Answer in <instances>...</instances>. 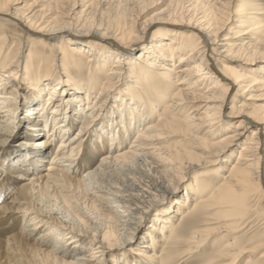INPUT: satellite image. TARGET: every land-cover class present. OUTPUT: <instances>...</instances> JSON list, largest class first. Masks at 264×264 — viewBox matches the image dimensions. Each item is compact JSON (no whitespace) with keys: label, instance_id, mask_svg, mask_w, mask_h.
<instances>
[{"label":"bare ground","instance_id":"1","mask_svg":"<svg viewBox=\"0 0 264 264\" xmlns=\"http://www.w3.org/2000/svg\"><path fill=\"white\" fill-rule=\"evenodd\" d=\"M1 1L0 139L22 91L32 99L29 138L0 167V234L17 231L0 238L6 264L28 246L33 264H106L129 246L111 263L264 264V0H195L184 14L171 0L145 22V11L126 13L145 0H118L116 11L111 0ZM7 24L30 44L9 41ZM190 145L219 178L192 179L201 165ZM125 168L154 185L113 181ZM77 185L106 210L91 201L100 225L48 224L35 202ZM137 219L148 222L134 243L124 233Z\"/></svg>","mask_w":264,"mask_h":264},{"label":"rangeland","instance_id":"2","mask_svg":"<svg viewBox=\"0 0 264 264\" xmlns=\"http://www.w3.org/2000/svg\"><path fill=\"white\" fill-rule=\"evenodd\" d=\"M33 1L34 0L30 1V4H32ZM192 1H195V0H182V1H180V0H174V2H173L174 5L172 4L174 6L173 9H174V11L177 10L176 13L178 12L180 14H184L185 13V9L187 8L186 6H188L189 4H191L190 2H192ZM207 1H209V0H207ZM217 1L222 2V3L225 2V0H210L207 4L208 5L210 4L209 6H211L214 3L218 8H221L220 7V4H218ZM250 1H254V0H250ZM117 2H118V0H111V2H110L111 4H113L112 9L114 8L115 11H116V8L115 7H116ZM170 2H171V0H145V2H142L141 4H139V6L137 8H135L134 11H131L129 9V10L126 11V13L127 14H131L132 13V14H134L133 17H135L138 12L145 11L144 12L145 15L143 14V16H142V22H145L146 20H148L150 18H153L155 16L160 15L162 13V11L170 4ZM0 3H2L1 0H0ZM260 3L264 5V1H262ZM178 4H179V6H178ZM182 8H183V10H182ZM261 8L264 9V6H262ZM2 28H5L6 32L9 33V35H10L9 36V41L15 42L14 43L15 45H17L16 42H18V43L20 42L21 43V40H22L23 45L28 46L30 44V42L26 39V34L25 33H22L23 32L22 29H18L17 31H15L13 27L9 26V24H7L6 26L3 25ZM0 29H1V25H0ZM97 33L98 32L93 29V34H94L93 37H95V38L93 40L90 39L88 41L86 39L85 42L86 43H95V42H97V41H95V39L97 38ZM23 45H21V46H23ZM14 47H15L14 50H16L15 51V54H16L17 53V49H19L18 48L19 46H14ZM28 53H29V51H28V49H26L25 54H24L25 56L22 55V62H24L25 64H27L26 62H27L28 59H27L26 56H27ZM259 66L260 65H258V67ZM258 67H254V68L255 69L256 68L258 69ZM85 80H86V78H85ZM99 81L101 82V80H99ZM122 81H123V79H121V80L115 79V82H117L119 84ZM24 84H25V81H24ZM117 86H119V85H117ZM122 88H125V87L124 86L121 87L120 90L118 91L119 92L118 94H123ZM20 95H21L20 96L21 98L19 97V100L15 102L16 103V106H17V111H18V112H16V116H18V118H19L18 119V122L15 121V123H13V126H10V127H9V125H7L6 129H8V131L6 133H3V135H6V136H4L2 139H0V167L2 165L1 161L3 159L6 160L7 157L9 158V150L11 148L13 150H15L16 147H21L22 144H23V142L26 139L29 138L28 134L26 133V128L24 127L23 124H24V116L27 113L25 111L26 110V106L27 105H30V103L32 102V99L28 95V92L26 90L22 91V93ZM156 119H157V117L155 118L154 121H156ZM77 129L78 128H76V130L72 131L69 135L71 136V135L75 134V132H77ZM244 139H246V137H244ZM244 139H242V141ZM131 141H133V140L130 139L129 143ZM177 141H180V139L179 140L177 138L173 139L172 141H170V145L171 146H174L176 144L175 142H177ZM243 142L240 141V143L238 144L239 146H237V148H235V150L233 149L232 151L237 152L238 150H240V145L244 144ZM188 149L196 157H197L198 154L199 155L201 154L200 151H198V150L196 151V149H194V147L192 145L188 146ZM18 152H20V151H18ZM236 155H237V153H236ZM91 156H93V157H91ZM13 157L14 156H10V158H13ZM200 157L199 156L197 157L195 163L196 164H199L200 163L199 165H201V166H200L199 169H197L196 172H194L193 174H191V177H193L192 179H194V177H196L197 175L201 176V174L204 175V176H201V177L202 178H205V180L213 179V177L219 178L221 176V174H222V168H218V167L215 166L216 168H214V169H220V172L219 173L215 172L217 174H214V172H213V171H215L214 169H211L210 170V167H206L205 165L202 166L204 164V162H205V159H201L204 156H202L201 158ZM235 157L236 156H234V158H233L234 160H235ZM100 158H101V154L100 155L99 154L93 155V154H91V151H90L89 152V158H88V162H89L90 167H92L93 165L96 166L99 163L98 160H100ZM200 159H201V162H199ZM225 161H227V159ZM224 165L225 164L222 163V164H220V167H225ZM44 170H45V168L42 169V171H44ZM85 170L86 169H84L81 172L82 173L81 175L77 176V179H81L82 176L85 175V173H84ZM140 173H143V174L137 176L135 174L134 170L129 169V168H127V170H126V168H125V170H123L122 172H118V174H117V172H115V175H113V179L112 180L118 182L119 184L125 185V186H129L132 183L134 184L135 181H136V185H138L140 188H143V190H148L151 186L154 185V181H151V179L149 180L147 178L146 174H144V172L141 171ZM1 177H2V174L0 172V178ZM137 179H138L139 182H137ZM133 180H134V182H133ZM188 183H191L190 180L187 181V183L185 184L184 188H182V191L180 190V193H182V195H183V193L185 191V187H187L186 185H188ZM136 185H134L133 187H137ZM76 189L77 190H74L73 193L71 192V194H68L67 192H64L63 190H55L56 192L53 191L52 194H51V196H46V197L44 196L45 199L43 197L42 198L40 197L35 202V206H37V208L41 209L43 212H45L46 214H48V216L51 217L49 219V221L47 220L48 224H50V225L53 224L55 226L57 224L58 225L65 224L66 226L71 227V228H72V226H74L75 227V230L78 229L79 231H81V230L82 231L83 230H87L88 228H91L92 229V228H95L98 225H100L99 218L96 217L95 211L90 207L91 201L94 202L93 198L91 197V194H89L90 192L84 193V190L81 189V188H79V185L76 186ZM173 194H175V192ZM177 195H174V196L172 195V197H170V198L171 199L176 198ZM64 199L69 200V203L73 204L72 205L73 207L71 208V210H69L70 208H68L66 205H64ZM171 199H169L167 201H163L164 202L163 203V206L160 207L159 209L162 210L165 206H167V204L169 203V201ZM162 200H163V198L162 199L159 198L158 199V202H161ZM1 201L2 200L0 198V202ZM93 204L96 205L97 209L101 210V213L102 214L106 212V210L104 208H102L98 204V202H94ZM152 205H154V204H152ZM149 207L150 206L148 205L146 208H149ZM147 211H149V209ZM65 217L68 218V219H65ZM179 219L180 218H178V216H177V219L175 220L176 221L175 224L177 222H179ZM147 222L148 221L145 220V219H141V220L137 219L136 220V223H138V224H135V226H133L129 230V232H126L124 234L125 235H127V233H128V235L130 234L129 236L131 238L133 237V239H134L133 242L136 243V241L138 240V238H140L141 233L147 227ZM188 228H189V225L188 226L185 225L184 228H183V230H186ZM11 230L12 229H9L8 231H4V232L2 231V233L0 234V238L1 239H4V238H6L7 236H9L11 234H16L17 233V231L15 229H14L15 231L13 230V232ZM79 242H80V245H83L85 247L88 245V242L85 239H80ZM28 243L33 244V241L29 240ZM81 243H83V244H81ZM2 245H0L1 246L0 247V264H6V261L4 259V257H5V255H4L5 249H3V248H5V246L3 245L4 246L3 247ZM129 247L127 248V250L129 249ZM28 248H29V250H26L25 249V252H20L19 251V252L15 253L16 255L14 256V259L16 258L15 260H16L17 264H33L32 261H31V258H32V256H35L36 254L34 253V250L32 248H30L29 246H28ZM127 250L126 249H123V248L122 249H119V248L112 249V251H113L112 254L113 255L110 257V259H109L110 261L109 262H106V264H112L111 262L113 261V259H116L117 258V259L120 260L121 258H123L124 255H125V252H127ZM209 252H211V249L209 250ZM243 262H244L243 264H246L245 261H243Z\"/></svg>","mask_w":264,"mask_h":264}]
</instances>
